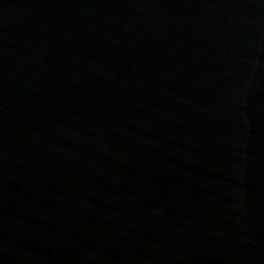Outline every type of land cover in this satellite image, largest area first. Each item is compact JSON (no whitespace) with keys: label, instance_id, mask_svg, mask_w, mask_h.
Instances as JSON below:
<instances>
[{"label":"water","instance_id":"water-1","mask_svg":"<svg viewBox=\"0 0 264 264\" xmlns=\"http://www.w3.org/2000/svg\"><path fill=\"white\" fill-rule=\"evenodd\" d=\"M0 264H264V0H0Z\"/></svg>","mask_w":264,"mask_h":264}]
</instances>
